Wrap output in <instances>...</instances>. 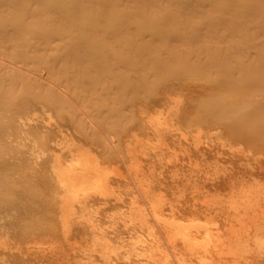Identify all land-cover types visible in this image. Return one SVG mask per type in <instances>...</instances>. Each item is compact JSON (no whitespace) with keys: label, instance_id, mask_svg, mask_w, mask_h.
I'll return each mask as SVG.
<instances>
[{"label":"rangeland","instance_id":"rangeland-1","mask_svg":"<svg viewBox=\"0 0 264 264\" xmlns=\"http://www.w3.org/2000/svg\"><path fill=\"white\" fill-rule=\"evenodd\" d=\"M201 63L220 70L205 78ZM263 67L264 0H0V264H206L226 249L218 264H257L264 236L247 227L264 220V131L256 147L208 122L247 111L242 128L263 126ZM226 103L234 118L205 124ZM231 156L240 183L214 189ZM79 166L94 171L75 192ZM195 225L210 232L187 247Z\"/></svg>","mask_w":264,"mask_h":264},{"label":"bare ground","instance_id":"bare-ground-1","mask_svg":"<svg viewBox=\"0 0 264 264\" xmlns=\"http://www.w3.org/2000/svg\"><path fill=\"white\" fill-rule=\"evenodd\" d=\"M167 51H168V50H167ZM189 51H190V50H189ZM175 52H176V51H175ZM184 53H185V52H184ZM184 53L182 52L183 55H185ZM190 55H191V54H190ZM187 57H190V56H187ZM171 58H172V57H171ZM185 58H186V57H184L183 59H185ZM162 59H163V58H162ZM190 59H191V58H190ZM160 64H161V63H160ZM201 64H202V63H201ZM203 64H204V63H203ZM203 64H202V65H203ZM242 65H243V64H242ZM203 66H204V65H203ZM240 66H241V65H240ZM65 67H66V66H65ZM194 67L197 68V66H194ZM201 67H202V66H201ZM206 67L209 69V67H211V66H207V65H206ZM215 67H217V66H213L212 70H213ZM244 67H245V66H244ZM188 68H189V67L187 66V69H186L187 73L189 72V71H188ZM190 68H191V67H190ZM198 68H199L198 70H200V69L202 70L203 67L200 68V66H199ZM204 68H205V66H204ZM207 68H205V70H206ZM239 68H242V71H243V67H242V66H241V67H238L237 69H239ZM53 69H54V68H53ZM184 69H185V68H184ZM192 69H194V68H192ZM218 69L220 70V67H219V68L217 67L216 72H217ZM263 69H264V67H263ZM205 70H204V71L202 70V72H203L204 74L207 73L206 76H205V78L207 77V75H208L209 72L211 73L210 76H212V74H213V72H211L212 70L209 69V70H210V71L208 70L209 72H208L207 70H206V72H205ZM235 70H236V69H235ZM239 70H241V69H239ZM193 71H194V70H192V72L189 73V74H187V73H185V74L189 76L190 74H193ZM196 71H197V70H196ZM196 71H194V72H196ZM214 71H215V70H214ZM202 72L199 71V74H198L199 77H201L200 73L202 74ZM229 72H230V71H229ZM237 72H238V71H236L235 74H236ZM18 73H20V72H18ZM179 73H180V72H179ZM179 73H178V74H179ZM233 73H234V72H232L231 75H233ZM238 73H240V72H238ZM259 73H260V72H259ZM261 73H262V72H261ZM76 74H77V73H76ZM176 74H177V73H176ZM185 74H184V75H185ZM55 75H56V74H55ZM194 75H195V74H194ZM196 75H197V74H196ZM202 75H203V74H202ZM231 75L228 74L227 76H229V77H227V79L232 78L233 76H234L233 78H235V75H233V76H231ZM238 75H239V74H238ZM176 76H177V75H176ZM178 76H181V75H178ZM203 76H204V75H203ZM203 76H202V78H204ZM241 76H242V75H241ZM259 76H261V75H259ZM48 77H49V76H48ZM75 78H76V77H75ZM171 78H172V76H171ZM177 78H178V77H177ZM205 78H204V79H205ZM208 78H209V77H208ZM236 78H237V75H236ZM238 78H239V81H241V84H242V82H243L242 79H244V82L248 80L247 77H243V78L241 79L240 76H238ZM173 79H174V78H173ZM204 79H203V80H204ZM216 79H217V78H216ZM218 79H219V81L221 80L220 78H218ZM223 79H225V77H224ZM246 79H247V80H246ZM203 80H202V81H203ZM229 80H230V79H229ZM217 81H218V80H217ZM233 81H234V82H235V81L238 82V80H234V79H233ZM233 81H232V82L230 81V84H233ZM252 81H253V80H252ZM252 81L249 79V82H252ZM204 82H205V81H204ZM237 82H236V83H237ZM244 82H243V83H244ZM257 82H258V81H255L256 85L259 86L260 84L257 83ZM205 83H206V82H205ZM214 83L216 84L215 81H214ZM221 83H222V82H221ZM226 83H227V85H229V83L227 82V80H226ZM246 83H248V82H246ZM253 83H254V82H253ZM255 83H254V86H256ZM263 83H264V82H263ZM171 84H172V83H171ZM190 84H191V83H190ZM196 84H197V83H196ZM211 84H212V83H211ZM215 84H214V85H215ZM218 84H220V83H218ZM251 84H252V83H251ZM222 85H224V84H222ZM261 85L263 86L264 84L261 83ZM165 86H166V85H165ZM245 86H246V85H245ZM254 86H253V87H254ZM167 87H168V86H167ZM216 87H218L217 84H216ZM263 87H264V86H263ZM54 88H55V87H54ZM205 88H206V87H205ZM211 88H212V87H211ZM241 88H243V86H242ZM244 88H245V87H244ZM249 89H250V88H249ZM58 90H59V89H58ZM61 90H62V89H61ZM160 90H161V89H160ZM162 90H163V88H162ZM208 90H209V89H208ZM210 91H211V90H210ZM84 92H85V91H84ZM159 92H160V91H159ZM163 92H165V91H163ZM24 93H25V92H24ZM204 93H205V92H204ZM206 93H207V92H206ZM62 94H63V93H62ZM158 94H159V93H158ZM160 94H162V93L160 92ZM243 94H244V93H243ZM193 97H194V96H193ZM117 99H118V98H117ZM193 100H194V99H193ZM261 100H262V99H261ZM159 101H160V99H159ZM247 101H248V103L250 104V102H249L250 100H247ZM251 101H252V100H251ZM51 102H52V101H51ZM238 102H239V101H238ZM252 102H253V101H252ZM258 102H259V101H257V103H258ZM223 103H224V102H223ZM223 103H222L221 105H223ZM234 103H235V102H234ZM255 103H256V100H255ZM257 103H256V104H257ZM226 104H227V105H226L225 107H223L225 104H224L223 106H221V107H220V106L217 107V108L219 109V110H218L219 112H217V109L214 110V111L217 112V113L214 112V113H216V114H214L213 111L210 112L211 114H210L209 112H206L207 114L209 113L208 115H207L206 113H204V114L207 115L208 120H206V116H205V115H204V117H203V116H202V117L200 116L201 119H202V118H203V119L205 118V120H206V123H205V120L202 119V120L204 121L203 123L207 124L208 121H210V120H212V119H214V118H216V119L219 118V120H222L223 117L225 118L224 113H228L229 116H230V115H231L230 112H233V113H234V111H235L234 108H236V111L239 110V109L237 110L238 107H235L233 103H232L233 105L230 103V105L234 106V107H232V108H230V105L228 106V103H226ZM261 104H262V103H261ZM226 107H229V108H230L229 110H231V111H229L228 108H226ZM247 107H248V106H247ZM254 107H255V105H254ZM263 107H264V106H263ZM220 108H221V109H220ZM256 108H257V106H256L254 109L256 110ZM258 108H259V107H258ZM226 109H227V111H229V112H226ZM232 109H234V110L232 111ZM250 109H251V108H250ZM260 109H261V108H260ZM11 110H12V109H11ZM246 110H247V109H246ZM255 110H254V111H255ZM252 111H253V110L251 109V112H252ZM254 111H253V113H254ZM258 111H259V109H258ZM47 113H48V112H47ZM237 113H239V112H237ZM243 113H244V112H243ZM245 113H247V114H245ZM245 113L242 114V115H243L242 120L245 118V120L241 122L242 124H238V123H236V124H232V123H230V122H226V121H224V122H208V123H209L210 125H213V126H216L217 128H219V129L221 130L220 132H223V133L227 134V137L229 136L228 138H230L231 140H234L235 142H241V143L247 142V144H248L249 142H250V144H251V142H254V143H255V146L257 147V143L259 142V139H260V140H263V139H264V138H263V137H264V133H263V135L261 136V138H263V139H261V138L259 137L260 132H261V131H264V130H263V129H264V125H263V126H262V125H261V126L258 125V127H255V128H253V129H252L251 126L248 127L249 129H246L247 125H246L245 129L242 128L243 125H245L246 123L248 124V122L246 121V119H248V118H250V117L253 118V117H252V115H253L252 113H251L252 115L250 114V116L248 115V112H247V111H246ZM256 113H257V112H256ZM212 114L215 115V116H213ZM234 114L236 115V113H234ZM234 114L231 115V116H232L231 118H234V116H235ZM239 114H240V113H239ZM202 115H203V114H202ZM244 115H246V116L244 117ZM247 115H248V118H247ZM221 116H223V117H221ZM229 116H228V118H229ZM253 116H254V115H253ZM212 117H214V118H212ZM220 117H221V118H220ZM236 117L238 118V116H236ZM236 117H235V118H236ZM224 118H223V119H224ZM231 118H230V119H231ZM239 118L241 119V116H240ZM251 118H250V119H251ZM250 119H249V120H250ZM245 121H246V122H245ZM243 122H244V123H243ZM92 123H93V122H92ZM157 123H158V122H157ZM189 123H190V122H189ZM214 123H215V124H214ZM153 124H154V123H153ZM166 124H167V123H166ZM163 125H164V124H163ZM189 125H190V124H189ZM251 125H252V124H251ZM91 126H92V125H91ZM109 126H110V125H109ZM154 126H155V125H154ZM156 126H157V125H156ZM160 126H161V125H160ZM166 126H167V125H166ZM185 126H186V125H185ZM248 126H249V125H248ZM150 127H151V126H150ZM152 127H153V126H152ZM157 127H158V126H157ZM157 127H155L156 130H157ZM175 127H176V126H175ZM172 128H173V127H172ZM217 128H216V129H217ZM261 128H263V129H261ZM159 129H160V128H159ZM219 129H218V130H219ZM80 130H81V129H80ZM89 130H90V129H89ZM156 130H155V131H156ZM163 130H164V129H163ZM178 130H179V129H178ZM59 131H60V130H59ZM148 131H149V129H148ZM159 131H160V130H159ZM161 131H162V130H161ZM161 131H160V132H161ZM174 131H176V130H174ZM85 132H86V131H85ZM151 132H152V131H151ZM165 132H166V131H165ZM220 132H219V133H220ZM99 135H100V134H99ZM203 135H204V134H203ZM89 136H90V135H89ZM100 136H101V135H100ZM110 136H111V135H110ZM135 136H136V135H135ZM158 136H159V135H158ZM218 136H219V138H220L221 135H218ZM181 137H183V136H181ZM225 137H226V136H225ZM60 138H61V137H60ZM228 138H227V139H228ZM101 139H102V138H101ZM129 139H130V138H129ZM145 139H146V138H145ZM145 139H144V142H145ZM155 139H156V138H155ZM158 139H159V137H158ZM197 139H198V138H197ZM202 139H203V138H202ZM225 139H226V138H225ZM225 139H224V140H225ZM109 140H110V138H109ZM224 140H223V141H224ZM102 141H103V140H102ZM133 141H134V140H133ZM146 141H147V140H146ZM221 141H222V140H221ZM225 141H226V140H225ZM263 141H264V140H263ZM155 142H156V141H155ZM200 142H201V141H200ZM230 142H231V141H230ZM54 143H55V142H54ZM110 143H111V142H110ZM196 143H197V142H196ZM222 143H223V142H222ZM222 143H220L221 146H222ZM163 144H164V143H163ZM110 145H112V144H110ZM116 145H117V144H116ZM123 145H124V144H123ZM131 145H132V144H131ZM131 145H130V146H131ZM193 145H194V143H193ZM57 146H58V144H57ZM111 147H112V146H111ZM193 147H194V146H193ZM195 147H196V146H195ZM195 147H194V148H195ZM231 147H232V146H231ZM82 148H83V147H82ZM109 148H110V147H109ZM131 148H132V147H131ZM152 148H153V147H152ZM129 149H130V147H129ZM150 149H151V148H150ZM154 149H155V148H154ZM195 149H196V148H195ZM227 149H228V148H227ZM261 149H263V151H264V148H263V147H262ZM107 150H108V149H107ZM88 151H89V150H88ZM235 151H236V150H235ZM75 152H76V151H75ZM77 152H78V151H77ZM126 152H127V151H126ZM130 152H131V151H130ZM132 152H133V151H132ZM142 152H143V151H142ZM197 152H198V151H197ZM54 153H55V152H54ZM79 153H80V151H79ZM84 153H85V152H84ZM92 153H93V152H92ZM216 153H217V152H216ZM74 154H75V153H74ZM81 154H82V153H81ZM81 154H80V155H81ZM105 154H107V153H105ZM120 154H121V153H120ZM138 154H139V153H138ZM202 154H203V153H202ZM130 155H132V154H130ZM81 156H82V155H81ZM101 156H102V155H101ZM145 156H146V155H145ZM242 156H243V155H242ZM254 156H255V155H254ZM259 156H260V154H259ZM52 157L54 158L55 156H52ZM56 157H57V156H56ZM59 157H60V155L58 156V158H59ZM71 157H73V156H71ZM77 157H78V156H77ZM107 157H108V156H107ZM107 157L105 156V158H107ZM135 157H136V156H135ZM135 157H134V158H135ZM200 157H202V156L200 155ZM244 157L246 158L247 156H244ZM255 157H256V156H255ZM58 158H55V159H58ZM83 158H84V156H83ZM105 158H104V159H105ZM118 158H119V157H118ZM130 158H131V157H130ZM203 158H204V157H203ZM252 158H253V156H252ZM261 158H262V156H261ZM85 159H86V158H85ZM132 159H133V157H132ZM200 159H201V158H200ZM253 159H254V158H253ZM88 160H91V158L89 159V157H88ZM97 160H98V159H97ZM97 160H96V161H97ZM134 160H136V159H134ZM235 160H236L235 157H232V156L223 159V161H226L227 164L230 165L231 173H230L227 177H222L221 179H218V180H216V181H213V182L208 183V185H212V187H214V189H218V188H220V189H224V190L227 189V190H230V191H231V190L233 189V187H234V185H235V183H236L237 181H238V183H240V182H239V181L241 180L240 177L243 175L244 170H243V171L238 170V169H239V168H237L238 166H235V164H234V163H235ZM57 161H59V160H57ZM68 161H69V160H68ZM72 161H74V160H72ZM94 161H95V159H94ZM94 161H93V162H94ZM96 161H95V162H96ZM213 161H214V160H213ZM215 161H216V160H215ZM245 161H246V159H245ZM253 161H254V160H253ZM263 161H264V160H263ZM54 162H55V161H54ZM76 162H77V161H76ZM89 162H91V161H89ZM134 162H136V161H134ZM241 162H242V161H241ZM246 162H247V161H246ZM59 163H60V161H59ZM79 163H80V162H79ZM85 163H86V162H85ZM87 163H88V161H87ZM91 163H92V162H91ZM128 163H129V162H128ZM216 163H219V162H216ZM237 163L240 164V161H238ZM244 163H245V162H244ZM244 163H243V164H244ZM247 163H248V162H247ZM247 163H245V166L248 165ZM256 163H257V162H256ZM70 164H72V163L70 162ZM76 164H77V163H76ZM129 164H130V163H129ZM129 164H128V165H129ZM131 164H132V163H131ZM131 164H130V167H131ZM214 164H215V163H214ZM239 164H237V165H239ZM259 164H260V163H259ZM53 165H54V164H53ZM56 165L58 166L57 163H56ZM56 165L54 166L55 168H56ZM74 165H75V164H74ZM77 165H79V164H77ZM81 165H82V164H81ZM88 165H90V164L88 163ZM93 165H94V164H93ZM104 165H105V164H103L102 166L104 167ZM124 165H125V163H124ZM128 165H127V166H128ZM61 166H64V165H60V166H58V167H61ZM71 166H72V165H71ZM82 166H84V164H83ZM82 166H81V167H82ZM85 166L87 167V165H85ZM98 166H99V165H98ZM239 166H240V165H239ZM241 166H242V165H241ZM243 166H244V165H243ZM50 167H51V166H50ZM54 167H51V168L55 169ZM90 167H93V166L91 165ZM90 167H89V168H90ZM94 167L97 168L96 166H94ZM99 167H100V166H99ZM103 167H102V168H103ZM114 167H115V166H114ZM124 167H125V166H124ZM135 167H136V165H135ZM248 167H249L250 171H251V170L253 171L252 166H248ZM65 168H66V167H65ZM67 168H70V167L68 166ZM84 168H85V167H83L82 169H80V166H79V169H78V170L76 169V172H77V174H78V177H77V174H75L74 171H73L74 173L72 172V174H74V175H72L73 178L75 177V178H74L75 180L78 179V180H77L78 183L75 182L74 179H70V181L74 180V181H72V182H67V183H72L73 187L75 186V187L72 189V190H75V192H76V191L78 192V191H80V190L82 189V187H81V186H82V185H81L82 183H81V182H85L84 179L86 180V179L88 178V176H89V174H90V171H91V173H92L91 176H93V171H94V170L92 171V168H90V169L87 168L88 170L85 168L87 171H86V170L84 171ZM139 168H140V167H139ZM242 168H243V167H242ZM251 168H252V169H251ZM257 168H259V167H257ZM262 168H263V167H262ZM56 169H57V168H56ZM56 169H55V170H56ZM136 169H137V168H136ZM161 169H162V168H161ZM244 169H245V168H244ZM260 169H261V167H260ZM55 170H54V172H55ZM62 170H63V169H62ZM66 170H67V169H66ZM66 170H64V171H60V172H61V173H60L61 176H60L59 174H57V173H59L58 170H57V173H56L55 176L58 175V176L60 177V180L62 181L63 178L61 179V177H64L65 174H67V173H64V175L62 176V173H63V172H66ZM79 170H80V171H79ZM81 170L83 171V173L85 172V174H84L83 176L80 174V175H81V177H80L79 173L81 172ZM89 170H90V171H89ZM111 170H112V169H111ZM111 170H110V171H111ZM261 170H264V168L261 169ZM67 171H68V170H67ZM104 171H105V170H104ZM228 171H229V170H228ZM78 172H79V173H78ZM170 172H171V171H170ZM253 172H254V171H253ZM52 173H53V171H52ZM95 174H96V173H95ZM231 174H232V175H231ZM86 175H88V176H86ZM97 175H98V174H96L95 176L97 177ZM58 176H57V177H58ZM132 176H133V175H132ZM135 176H136V175H135ZM255 176H257V177H259V178H262V177L264 178V173H262V172H256ZM57 177H56V178H57ZM59 177H58V179H59ZM79 177H80V178H79ZM82 177H83V179H82V181H81L80 184H79V179H81ZM84 177H86V178H84ZM139 177H141V176H139ZM251 177H253V176H251ZM251 177H250V178H251ZM257 177H256V178H257ZM70 178H71V177H70ZM98 178H99V177H98ZM98 178H97V179H98ZM242 178H243V177H242ZM58 179H57V180H58ZM100 179H101V178H100ZM100 179H99V181H100ZM137 179L139 180V178H137ZM252 179L254 180L255 178H252ZM87 180H88V179H87ZM147 180H148V179H147ZM255 180H256V179H255ZM96 181H97V180H96ZM102 181H103V180H102ZM106 181H107V180H106ZM144 181H145V180H144ZM256 181H257V180H256ZM86 182H88V181H86ZM97 182H98V181H97ZM138 182H139V181H138ZM254 182H255V181H254ZM58 183H59V182H58ZM75 183H76V185H75ZM88 183H89V182H88ZM204 183H205V182H204ZM85 184H86V183H85ZM103 184H104V183H103ZM139 184H140V183H139ZM65 185L67 186V184H65ZM78 185L80 186V187L78 188V189H80V190H76V188H77ZM87 185H88V184H86L85 186H86L87 189H88V186L90 185V183H89L88 186H87ZM100 185H101V183H100ZM160 185H161V184H160ZM208 185L205 184V186H208ZM69 186L72 187L71 185H69ZM69 186H68V187H69ZM68 187H67V188H68ZM91 187H93V186H91ZM94 187H96V186H94ZM98 187H99V186H98ZM134 187H135V186H134ZM145 187H146V186H145ZM84 188H85V187H84ZM84 188H83V190H84ZM90 189H92V188H90ZM95 189H96V188H95ZM99 189H100V188H99ZM99 189H98V190H99ZM101 189H102V188H101ZM146 189H147V188H146ZM65 190H66V189H65ZM70 190H71V189H70ZM70 190H69V191H70ZM67 191H68V190H67ZM69 191H68V192H69ZM85 191H86V189H85ZM92 191H93V190H92ZM115 191H116V190H115ZM230 191H229V192H230ZM71 192H72V191H71ZM71 192H70V194H71ZM73 192H74V191H73ZM87 192H88V191H87ZM64 193H66V192H64ZM83 193L85 194L86 192L83 191ZM83 193H81V194H83ZM155 193H156V192H155ZM160 193H161V192H160ZM66 194H67V193H66ZM66 194H64V195H66ZM68 194H69V193H68ZM68 194H67V195H68ZM115 194H116V193H115ZM146 194H147V193H146ZM181 194H182V193H181ZM87 195H88V194H87ZM99 195H100V194H99ZM150 195H151V194H150ZM150 195H149V196H150ZM158 195H159V194H158ZM158 195H157V197H158ZM79 196H80V195H79ZM79 196H78V197H79ZM83 196L85 197V195H83ZM59 197H60V199L62 198V196H59ZM76 197H77V196H76ZM88 197H90V196H88ZM153 197L155 198V196H153ZM235 197H236V196H235ZM63 198L65 199V196H64ZM67 198H68V197H67ZM86 198H87V197H86ZM217 198H218V197H217ZM64 199H63V200H64ZM68 199H69V198H68ZM74 199H76V198H74ZM80 199H81V201H82L83 198H80ZM84 199H85V198H84ZM84 199H83V202H84ZM87 199H88V198H87ZM115 199H117V198H115ZM129 199H130V198H129ZM212 199H213V198H212ZM151 200H152V199H151ZM60 201H62V200H60ZM60 201H59V202H60ZM157 201H158V200H157ZM162 201H163V199H162ZM164 201H165V200H164ZM164 201H163V202H164ZM63 202H64V201H63ZM130 202H131V201H130ZM158 202H159V201H158ZM158 202H157V203H158ZM163 202H161V203H163ZM229 202H231V201H229ZM229 202H226V203L228 204ZM80 203H82V202H80ZM89 203H90V202H89ZM168 203H169V202H168ZM231 203H232V202H231ZM253 203H254V202H253ZM62 204H63V203H62ZM84 204H85V202H84ZM84 204H83V205H84ZM148 204H149V202H148ZM64 205H65V204H64ZM152 205H153V204H152ZM169 205H170V204H169ZM228 205H229V204H228ZM248 205H251V204L249 203ZM263 205H264V204H263ZM263 205H262V206H263ZM84 206H85V205H84ZM136 206H137V205H136ZM141 206H142V205H141ZM218 206H219V205H218ZM230 206H231V204H230ZM63 207H64V206H63ZM68 207H69V206H68ZM150 207H151V206H150ZM169 207H171V206H169ZM231 207H232V206H231ZM251 207H252V205H251ZM81 208H83V207H81ZM151 208H152V207H151ZM160 208H161V207H160ZM229 208H230V207H229ZM263 208H264V206H263ZM263 208L261 209V211L264 210ZM219 209H220V208H219ZM226 209H227V208H226ZM68 210H69V209H68ZM181 210H186V211H190V212H191V211L193 210V208H191V209H189V210H188L187 208H182ZM170 211L172 212V210H170ZM198 211H204V212H206L205 210H202V209H200V208L195 209V212H198ZM209 211H211V210L209 209ZM244 211H245V210H244ZM148 213H149V212H148ZM148 213H147V215H148ZM178 213L180 214V212H177V214H178ZM220 213H221L220 210L217 209V210H215V211H213V212H209L208 214H209V215L217 216V215L220 214ZM225 214H226V213H225ZM225 214H224V215H225ZM237 214H238V213H237ZM172 215H173V214H172ZM156 216H158V215H156ZM240 216H241V215H240ZM261 216H262L261 218H263V214H262ZM151 218H152V217H151ZM173 218H174V217H173ZM206 218H207V217H206ZM208 218H210V217L208 216ZM234 218H235V217H234ZM155 219H156V218H155ZM158 219H161V220H162L163 218H158ZM158 219H157V220H158ZM164 219H166V218H164ZM235 219H236V218H235ZM203 220H204V219H203ZM170 221L172 222V220H169V221H168L169 224H168V223H167V224L170 225V227H171L172 225H171V222H170ZM236 221H237V219H236ZM152 222H153V221H152ZM163 222H164V221H163ZM166 222H167V221L165 220L164 224H166ZM198 222H199V221H198ZM201 222H202V221H201ZM250 222H251V221H250ZM173 223H178V224H179V222H173ZM173 223H172V224H173ZM187 223H189V222H187ZM187 223H186V225H187ZM242 223H243V221H242ZM138 224H139V223H138ZM192 224H193V223H192ZM248 224H250V223H248ZM168 225H167V226H168ZM173 225H174V224H173ZM212 225H214V224H212ZM215 225H216V224H215ZM245 225H246V223H245ZM79 226H80V225H79ZM91 226H92V225H91ZM153 226H154V225H153ZM162 226H163V225H162ZM179 226H180V225H179ZM182 226H183V225H182ZM187 226H189V225H187ZM187 226H185V227H187ZM193 226H194V225H193ZM246 226H248V225H246ZM246 226H245V227H246ZM172 227H173V226H172ZM175 227H177V226H175ZM202 227H205V225L202 226ZM231 228H232V227H231ZM247 228H249L250 230H254L253 232H255V231L257 230V232H258L259 235L262 234L261 236H264V220H263V222H257V221H256L255 223L253 222V223H251L250 226H248ZM167 229H168V228H167ZM175 229H176V228H175ZM177 229H178V227H177ZM185 229H186V228H185ZM185 229H184V230H185ZM203 229H204V228H203ZM228 229H229V228H228ZM64 230H65V229H64ZM180 230H181V227H180ZM180 230H177V232L180 231ZM184 230H183V234H181V236H182L181 239L183 238V239H182V240H183L182 243H183V244H186V241H187V240H188V242H189V241L191 242V240H193V242H194V241H195V240H194L195 238L192 239L193 236H194L196 233L200 232V230H202V229H200V226L195 225V228L192 227V229H190V230H188V229H187V231H184ZM204 230H205V229H204ZM204 230H202V231H203V232L207 231V230H205V231H204ZM230 230H231V229H230ZM145 231H146V229H145ZM175 231H176V230H175ZM226 231H228V230H226ZM146 232H148V231H146ZM173 232H174V231H173ZM180 232H182V230H181ZM180 232H179V234H180ZM207 232H210V231L208 230ZM213 232H214V231H213ZM213 232H212V234H213ZM245 232H248V230H247V231H244V233H243L244 235L246 234ZM250 232H251V231H250ZM259 232H260V233H259ZM157 233H158V232H157ZM163 233L165 234V232H163ZM163 233H162V234H163ZM168 233H169V232H168ZM219 233H220V232L218 231V233H216V235H215L214 237H217V238H218ZM248 233H249V232H248ZM147 234H149V233H147ZM150 234H151V233H150ZM158 234H160V233H158ZM169 234H170V233H169ZM179 234H178V235H179ZM200 234H201V233H200ZM208 234H209V233H208ZM98 235H100V234H98ZM165 235H166V234H165ZM170 235H171V234H170ZM203 235H205V234H203ZM210 235H211V234H210ZM240 235H241V234H240ZM259 235H258V236H259ZM160 236H162V235L160 234ZM163 236H164V235H163ZM174 236H177V235H173V236H172L173 239H175ZM157 237H158V236H157ZM165 237H167V239H168V236H165ZM194 237H195V236H194ZM204 237H205V236H204ZM221 237H222V236H221ZM151 238H152V237H151ZM205 238H206V237H205ZM207 238H208V237H207ZM211 238H212V237H211ZM217 238H214V240L216 241ZM252 238H253V237H252ZM254 238H255V237H254ZM259 238H260V237H259ZM155 239H156V238H155ZM159 239H160V238H159ZM170 239H171V237H170ZM189 239H190V240H189ZM237 239H238V238H237ZM249 239H250V238H249ZM262 239H263V238H262ZM196 240H197V239H196ZM214 240L212 239V242H213L214 245H215V241H214ZM239 240H240V239H239ZM250 240H251V239H250ZM257 240H258V239H257ZM152 241H153V240H152ZM152 241H150V242L152 243ZM206 241H207V240H206ZM218 241H219V238H218ZM243 241H244V239H243ZM253 241H254V244H255V240H253ZM259 241H260V240H259ZM263 241H264V240H263ZM148 242H149V241H148ZM154 242L156 243L155 240H154ZM244 242H245V241H244ZM246 242H247V241H246ZM248 242H249V241H248ZM173 243H174V242H173ZM213 243H212V244H213ZM216 243H217V241H216ZM233 243H234V242H233ZM240 243L243 244V242H240ZM240 243H239V244H240ZM251 243H252V242H251ZM262 243H264V242H262ZM262 243H261V244H262ZM133 244H134V243H133ZM142 244H143V243H142ZM167 244H168V243H167ZM188 244H189V243H188ZM188 244H186V246H187ZM194 244H195V243H194ZM194 244H192V245H194ZM197 244H198V243H197ZM206 244H207V243H206ZM209 244H211V243L209 242ZM222 244L224 245V243H222ZM258 244H259V242H258ZM168 245H170V243H169ZM181 245H182V244H181ZM189 245H191V244H189ZM202 245H203V244H202ZM220 245H221V244H220ZM223 245H221L220 247H223ZM232 245H233V244H232ZM244 245H245V243H244ZM252 245H253V244H252ZM255 245H256V244H255ZM173 246L175 247L176 245H173ZM186 246H185V247H186ZM194 246H195V245H194ZM198 246H199V245H198ZM234 246H236V245H234ZM240 246H241V245H240ZM256 246H257V245H256ZM169 247H170V246H169ZM174 247H171V249L173 248V250H174ZM176 247H177V246H176ZM187 247H188V246H187ZM199 247H200V246H199ZM212 247H213V246H212ZM214 247H215V246H214ZM246 247H248V246H245L244 248H246ZM190 248H191V246H190ZM190 248H189V249H190ZM239 248H240V247H239ZM239 248H238V249H239ZM244 248L242 247V249H244ZM250 248H251V247H250ZM252 248H253V247H252ZM252 248H251V250H252ZM256 248H257V247H256ZM119 249H120V248H119ZM186 249H187V248H186ZM189 249H188V250H189ZM198 249H200V248H198ZM201 249H202V248H201ZM236 249H237V247H236ZM115 250H116V249H115ZM156 250H157V249H156ZM176 250L178 251V248H177ZM192 250H193V249H192ZM192 250H191V251H192ZM194 250H195V249H194ZM205 250H207V249H205ZM226 250H227V249H226ZM226 250H223V251H224V252H227ZM231 250H232V249H231ZM239 250H240V249H239ZM244 250H245V249H244ZM244 250H243V251H244ZM248 250H249V249H248ZM105 251H106V250H105ZM116 251H117V250H116ZM152 251H153V250H152ZM158 251H159V250H158ZM177 251H176V252H177ZM180 251H181V250H180ZM203 251H204V249H203ZM210 251H211V250H210ZM220 251H221V250H220ZM228 251H230V250H228ZM236 251H238V250H236ZM243 251H242V252H243ZM117 252H119V250H118ZM192 252H194V251H192ZM224 252H220V253H221V254H225ZM230 252H231V251H230ZM230 252H227V253L229 254ZM233 252H235V251H233ZM245 252H246V251H245ZM250 252H251V258L249 257V258H250V259H249L250 262L252 261V263L256 262L257 264H264V251H263V250H255V251H250ZM220 253H219V250H218V252H215V253L213 252V255L210 254V253H209V254H210V255H209L208 252H207V254L210 256V261L213 262V263H214L215 259H217V260H222V259H223L222 255H221ZM179 254H180V252H179ZM193 254H196V253H193ZM193 254H192V255H193ZM203 254H204V253H203ZM228 254H226V255H228ZM235 254H236V253H235ZM243 254H244V253H243ZM245 254H246V253H245ZM247 254H248V252H247ZM180 255H181V254H180ZM180 255H179V257L183 256V255H181V256H180ZM229 255H230V254H229ZM232 255H233V254H232ZM237 255H238V252H237ZM240 255H241V254H240ZM165 256H166V255H165ZM168 256H169V255H168ZM175 256H176V255H175ZM189 256H190V255H189ZM235 256H236V255H235ZM102 257H103V255H102ZM224 257H225V256H224ZM226 257H227V256H226ZM228 257H229V256H228ZM124 258H126V257H124ZM166 258H167V257H166ZM166 258H165V259H166ZM182 258H183V257H181V259H178V258H176V259H178V260H182ZM226 259H227V258H226ZM231 259H232V258H231ZM196 260H197V259H196ZM199 260H200V258H199ZM208 260H209V259H207L206 261H208ZM213 260H214V261H213ZM224 260H225V259H224ZM183 261H184V260H183ZM183 261H182V262H183ZM200 261H201V260H200ZM200 261H198V262H200ZM210 261L206 262V264L209 263ZM169 262H170V261H169ZM169 262H168V263H169ZM172 262H173V261H172ZM185 262H186V261H185ZM201 262H202V261H201ZM215 262H216V261H215ZM66 263H67V262H66ZM177 263H178V262H177ZM196 263H197V262H196ZM204 263H205V262H204ZM204 263H203V264H204ZM213 263H212V264H213ZM93 264H94V263H93ZM170 264H172V263H170ZM182 264H183V263H182ZM190 264H191V263H190ZM193 264H194V263H193ZM197 264H198V263H197ZM216 264H218V261L216 262Z\"/></svg>","mask_w":264,"mask_h":264}]
</instances>
